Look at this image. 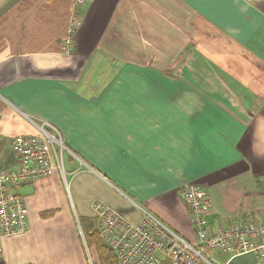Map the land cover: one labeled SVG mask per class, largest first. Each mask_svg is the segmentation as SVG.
<instances>
[{"label":"crops","instance_id":"1","mask_svg":"<svg viewBox=\"0 0 264 264\" xmlns=\"http://www.w3.org/2000/svg\"><path fill=\"white\" fill-rule=\"evenodd\" d=\"M80 1L0 0V171L13 140L37 133L31 120L83 162L65 156V178L23 186L29 229L4 240L3 263L96 264L83 240L98 202L196 244L185 182L212 199L213 231L246 212L264 220V0Z\"/></svg>","mask_w":264,"mask_h":264},{"label":"built area","instance_id":"2","mask_svg":"<svg viewBox=\"0 0 264 264\" xmlns=\"http://www.w3.org/2000/svg\"><path fill=\"white\" fill-rule=\"evenodd\" d=\"M72 26L62 42L65 56L73 54V32L81 22L74 18ZM31 122L37 133L13 140L15 163L0 171V262L4 240L22 236L29 229L28 208L19 190L49 179L55 171L65 178V156L83 163L65 145L55 126ZM180 197L188 207L196 244L189 243L147 212L140 224H133L108 206L99 202L95 205L96 230L115 252L117 264H216L210 257L211 251L234 255L253 252L264 259V220L257 212H246L228 227L213 231L207 217L214 205L207 191L198 183L185 182L180 187Z\"/></svg>","mask_w":264,"mask_h":264},{"label":"trees","instance_id":"3","mask_svg":"<svg viewBox=\"0 0 264 264\" xmlns=\"http://www.w3.org/2000/svg\"><path fill=\"white\" fill-rule=\"evenodd\" d=\"M45 216L50 215V213L44 214ZM90 246L97 249V255L100 264H117V258L115 252L107 246L104 241L99 236L97 230H94L91 234L86 235ZM0 264H5L3 261Z\"/></svg>","mask_w":264,"mask_h":264},{"label":"rangeland","instance_id":"4","mask_svg":"<svg viewBox=\"0 0 264 264\" xmlns=\"http://www.w3.org/2000/svg\"><path fill=\"white\" fill-rule=\"evenodd\" d=\"M65 56V55H64ZM72 56V55H71ZM70 56V57H71ZM68 157H66V163H67V165H66V167H67V170H68ZM23 188L24 187H22L20 190H19V192H20V194H22L23 195ZM87 237V236H86ZM83 244H85V246H87V248H86V250H87V253L88 254H90V255H92V258H94V261H95V263L96 264H100V262H99V259H98V255H97V249L95 248V247H92V246H90V244H89V241H88V239L87 238H85V241L83 240Z\"/></svg>","mask_w":264,"mask_h":264},{"label":"flooded vegetation","instance_id":"5","mask_svg":"<svg viewBox=\"0 0 264 264\" xmlns=\"http://www.w3.org/2000/svg\"><path fill=\"white\" fill-rule=\"evenodd\" d=\"M85 245V244H84ZM85 247H87V246H85Z\"/></svg>","mask_w":264,"mask_h":264}]
</instances>
